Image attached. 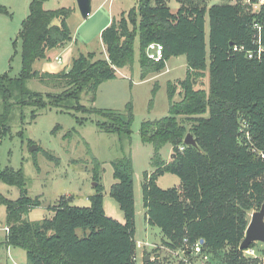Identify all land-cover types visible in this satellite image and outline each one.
<instances>
[{
	"label": "trees",
	"instance_id": "1",
	"mask_svg": "<svg viewBox=\"0 0 264 264\" xmlns=\"http://www.w3.org/2000/svg\"><path fill=\"white\" fill-rule=\"evenodd\" d=\"M47 1L32 0L30 4L20 33L21 73L17 78L5 75L0 79L4 103L10 105L15 96L18 104L73 107L87 113L90 110L81 105L82 95L91 94L95 100L99 87L116 79L117 70L133 62L137 37L143 79L162 72L172 58L185 57L186 77L169 83L170 115L145 122L140 130L142 142L154 148L151 166L155 171L145 173L142 188L147 223L161 230L163 243L171 250L185 249V240L190 247L203 240L202 254L209 258L206 264H264V260L259 263L261 256L245 257L239 250L249 214L264 205V160L250 150L249 141L239 130L240 120H249L252 142L257 149H264V56L261 61H252L233 52L236 45L252 48L253 27L264 25V8L257 14L242 3L209 6L208 0H175L179 8L174 13L170 0H140L138 9L127 16L122 13L119 21L114 19L102 31L107 58L80 54L68 70L49 73L34 70L35 62L46 60L53 49H64L73 36L67 22L71 9L46 10ZM152 43L164 46L160 63L147 56ZM206 72L208 92L194 86ZM34 79L58 92L44 96L29 91L26 84ZM177 94L180 101H175ZM91 112L100 119L97 126L101 131L130 138L134 120L131 103L125 114L107 109ZM0 128L1 138L8 128ZM189 133L197 147L184 144ZM168 144L172 146L169 162L161 154ZM112 166L116 183L110 195L119 204L124 223L107 216L98 177L94 178L98 186L89 198V207L72 205L73 198L64 196L51 207V218L30 222L25 216L41 205L39 198L29 197L22 171H0V183L20 190L15 201L0 193V203L7 209L6 247L24 250L27 264H137L131 158H120ZM167 173L180 178V188L159 187L158 178ZM254 247L252 244L248 249ZM191 253L186 249L190 260ZM219 254L223 255L217 261ZM144 264L159 263L151 260Z\"/></svg>",
	"mask_w": 264,
	"mask_h": 264
},
{
	"label": "rangeland",
	"instance_id": "2",
	"mask_svg": "<svg viewBox=\"0 0 264 264\" xmlns=\"http://www.w3.org/2000/svg\"><path fill=\"white\" fill-rule=\"evenodd\" d=\"M231 0H208L209 6L223 4ZM32 0H0V79L8 75L19 77L22 70V41L20 33L27 19ZM140 0H92V13L84 19L78 8L77 0H48L46 10L71 9L68 25L73 41L64 49L56 48L48 52L47 59L35 62L34 70L57 73L63 67L69 69L72 60L80 54L96 53L98 58H107L101 33L105 27L116 19H121L132 9H138ZM172 12L179 4L170 0ZM58 21H56V24ZM109 23V24H108ZM108 24V25H107ZM210 21L206 17V33L209 36ZM61 57V62L56 61ZM208 48L207 63L210 64ZM186 58H172L167 73H152L144 79L140 66V40L136 38L133 62L118 70L117 78L103 83L92 99L91 94H83L81 105L90 111L84 113L77 109L59 108L48 105L39 108L28 104H18L14 97L10 105L4 103L0 92V126L8 128L0 138V171L12 169L22 171L26 178L28 195L39 198L41 205L31 210L26 216L30 222H41L54 214L51 207L62 197L73 198L72 205L89 207V198L96 193L100 179L103 186L104 208L108 217L124 223V214L119 204L111 197L110 191L116 183L113 177L112 163L120 158L129 157L132 161L135 194V241L136 262L144 264L145 256L159 264H178L180 250H171L163 243V234L158 227L150 226L146 220L143 206V183L145 173L152 174L151 166L154 148L143 143L140 135L142 124L160 120L170 115L168 88L170 82L186 77ZM158 76L154 78V76ZM199 89L209 91V75L194 84ZM29 91L47 93L58 92L43 86L37 80L26 84ZM182 99L178 94L175 101ZM152 101V102H151ZM133 107L134 120L130 138L113 135L98 128V116L95 110H112L125 114L127 105ZM75 105V104H74ZM76 106V105H75ZM209 113L205 115L207 117ZM2 124V125H1ZM2 129V128H0ZM36 147L31 151L32 147ZM162 157L169 162L172 158V146L166 145L161 150ZM97 185H94V184ZM157 184L162 189L180 188L181 180L173 174L158 178ZM0 193L9 200H18L20 190L17 187L0 183ZM255 211L249 214V220ZM7 209L0 203V264H27V254L19 248L6 247L5 228L7 226ZM140 245V247H138ZM254 250L259 263L264 260V245L256 243ZM219 254L215 260H221ZM253 258V257H252ZM197 263L201 258L194 259Z\"/></svg>",
	"mask_w": 264,
	"mask_h": 264
},
{
	"label": "built area",
	"instance_id": "3",
	"mask_svg": "<svg viewBox=\"0 0 264 264\" xmlns=\"http://www.w3.org/2000/svg\"><path fill=\"white\" fill-rule=\"evenodd\" d=\"M232 4L242 3L243 5H247L248 10L252 13H261V10L264 8V0H231ZM254 35L252 40V48L247 49L245 46H233V52L235 53H242L245 55V57L248 60L252 61H261L264 56V43H263V30L264 25L262 24H255L254 27ZM147 56L149 60L160 63L163 60L164 57V46L160 43H152L147 48ZM249 128H251V123L247 119H241L240 120V132L245 136V138L249 141L250 150L254 152L259 158L264 160V149H257L252 142L251 134L249 131ZM184 148H181L183 150ZM6 232H9V229L5 228ZM185 249H178L183 254L180 253L179 262H184L185 264H206L209 258L207 256H204L202 254V248H201V242H197L193 246H189L187 243V240H185ZM140 247V245L138 246ZM186 249L191 250V258L187 257ZM177 250V251H178ZM245 257L250 258H256L259 257L258 254H256V251L254 249H248L244 251ZM201 258L200 262H196L194 259ZM178 262V263H179Z\"/></svg>",
	"mask_w": 264,
	"mask_h": 264
},
{
	"label": "water",
	"instance_id": "4",
	"mask_svg": "<svg viewBox=\"0 0 264 264\" xmlns=\"http://www.w3.org/2000/svg\"><path fill=\"white\" fill-rule=\"evenodd\" d=\"M78 8L84 19H87L92 13V0H77ZM196 81H194V84ZM186 146L197 147V142L192 134H187L184 140ZM36 147H32L31 151H34ZM94 185H97L96 183ZM203 240L201 241V244ZM261 243L264 245V205L259 211H255L249 222V225L245 232V238L240 245L239 250L245 251L252 244ZM151 261L150 256L147 254L144 259V263Z\"/></svg>",
	"mask_w": 264,
	"mask_h": 264
},
{
	"label": "crops",
	"instance_id": "5",
	"mask_svg": "<svg viewBox=\"0 0 264 264\" xmlns=\"http://www.w3.org/2000/svg\"><path fill=\"white\" fill-rule=\"evenodd\" d=\"M111 23H112V22H111ZM108 24H109V23H108ZM108 24H107V25H108ZM105 28H106V27H105ZM105 28H104V29H105ZM104 29H103V30H104ZM56 61H57L58 63H60V62H61V57H57V58H56ZM168 62H169V61H168ZM168 62L166 63V67H165V69H164L162 72H160V73L163 74V73H167V72H169L170 69L167 67ZM186 66H187V62H186ZM64 68H65V67H63L61 70H64ZM61 70H60V71H61ZM118 70H119V69H118ZM118 70H117V73H118ZM187 71H188V66H187ZM187 71H186V74H187ZM153 76H154V78H156V77H158L159 75H158V76L153 75ZM177 80H183V79H177ZM175 81H176V80H175ZM9 250H11V249L9 248Z\"/></svg>",
	"mask_w": 264,
	"mask_h": 264
}]
</instances>
